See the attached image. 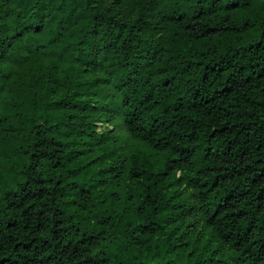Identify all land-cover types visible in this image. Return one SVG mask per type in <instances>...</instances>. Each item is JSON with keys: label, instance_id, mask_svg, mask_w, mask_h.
Returning a JSON list of instances; mask_svg holds the SVG:
<instances>
[{"label": "trees", "instance_id": "obj_1", "mask_svg": "<svg viewBox=\"0 0 264 264\" xmlns=\"http://www.w3.org/2000/svg\"><path fill=\"white\" fill-rule=\"evenodd\" d=\"M0 264H264V0H0Z\"/></svg>", "mask_w": 264, "mask_h": 264}, {"label": "rangeland", "instance_id": "obj_2", "mask_svg": "<svg viewBox=\"0 0 264 264\" xmlns=\"http://www.w3.org/2000/svg\"><path fill=\"white\" fill-rule=\"evenodd\" d=\"M117 109H116V111L113 112V114L116 115V117L114 118L115 121H113L112 124L111 123L98 122L97 123V126H98L97 129H98L99 132H104V131L109 130V129H114V126H117V127L119 126L118 127V132L120 134L119 135V142L121 144V142L124 143L128 139L129 133L127 132V130H125V132L123 131L122 127L120 126L121 123H116L117 122L116 119L118 118L117 117V112L118 111L121 112V103H120V108H119V105H118ZM105 111H107V109ZM107 113L112 115V113H109V112H107ZM86 148L89 149L87 151V154L90 155L91 160L96 159L97 156H100L94 150L95 144L90 142L89 145ZM101 163H102L101 160H96V161L93 162L92 166H93V168H96V166H98Z\"/></svg>", "mask_w": 264, "mask_h": 264}]
</instances>
